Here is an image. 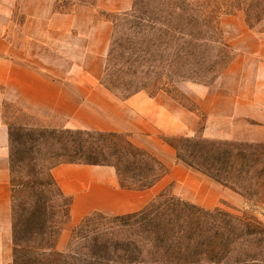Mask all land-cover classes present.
Wrapping results in <instances>:
<instances>
[{
  "label": "rangeland",
  "instance_id": "374dc122",
  "mask_svg": "<svg viewBox=\"0 0 264 264\" xmlns=\"http://www.w3.org/2000/svg\"><path fill=\"white\" fill-rule=\"evenodd\" d=\"M206 1L53 0L54 14L58 16L66 14L70 19L61 20L59 19L61 17H55L52 22L50 19H39L35 26L42 35L33 40L24 33L26 14L16 4L7 31L12 43L24 48L31 44L36 47L38 56L31 60L33 65L45 74L98 77L102 84L120 99H128L136 93L150 96L166 93L172 96L196 118L195 124L184 119L183 129L193 127L197 132L190 135L185 132L171 133L164 130L161 138L174 149L178 162L201 172L178 160V157H183L205 170L204 166L210 165L215 154L210 151V146L230 148L237 152L247 150L245 143H251L254 152L264 154L262 149L254 146L264 142L216 139L203 135L207 113L200 104L202 101L204 104L207 100L210 101V86L216 83L238 55L236 47L225 39L222 16L243 8L247 24L251 27L257 26L264 16V0H210L209 6H206ZM217 3H223V7L230 11L220 16V29L216 28L219 8L216 6ZM209 9L210 27L206 21ZM46 30H50L48 36H45ZM242 79L228 78L226 88L230 90L239 88ZM160 88L164 90H159ZM1 109L17 137L13 141V146L25 151L22 156L24 161L20 163L21 167H18L14 176L20 179L30 178L29 163L35 162V170L32 173L34 178L47 184L46 188L41 186L42 189L49 188L50 168L65 159L96 160L105 163L103 165L118 163L124 174L123 182L126 184L130 183L132 174L139 173L141 169L153 168L157 172V165L147 158L120 159L125 151L124 143L127 137L123 133L116 136L85 135L80 137L79 143L71 141L66 134L50 132L65 129L62 127L64 121L58 117H48L52 126H47L44 123L49 121L44 116L32 115L29 109L20 104L6 101ZM126 160L135 163H129L127 167ZM208 170L210 171V166ZM201 173L208 177L216 188L218 194L216 207L238 214L245 209L264 222V206L245 204L239 194L207 174ZM161 192L166 199L174 195L175 204L172 205L174 211L180 212L185 209L180 206L178 199L188 200L174 192L173 183L164 185L159 193ZM203 193L210 197V188ZM44 196L50 200L47 191L44 192ZM164 197L159 200L158 205L164 201ZM50 203L59 209H65L67 199L57 198ZM170 213L173 214L172 211ZM82 218L74 220L71 216L60 234L57 247L67 254L68 264H127L126 261L130 259L121 249L116 253L106 251L105 243L108 236H102L104 232L110 233L114 239L120 236L112 235L111 229L107 226L109 221L98 215L84 227L81 238L72 239V229ZM217 224L219 222L210 217V222L204 223L200 228L201 235L205 237L199 235L198 240L205 238L208 240ZM143 250L139 260L151 261L153 256ZM200 258L201 262L196 261V264H209L204 255Z\"/></svg>",
  "mask_w": 264,
  "mask_h": 264
},
{
  "label": "crops",
  "instance_id": "0c3cea01",
  "mask_svg": "<svg viewBox=\"0 0 264 264\" xmlns=\"http://www.w3.org/2000/svg\"><path fill=\"white\" fill-rule=\"evenodd\" d=\"M41 1L0 0V264L13 262L11 126L1 109L6 101L26 107L32 115L44 116L49 121L44 123L47 126H52L47 118L53 116L64 121L63 128L123 133L169 166V173L157 184L137 190L121 187L113 165H56L52 174L62 191L72 197V219L93 212L121 215L140 210L167 183H173L178 196L204 208H215L218 194L212 181L178 162L174 149L161 138L164 130L190 135L197 132L193 127L183 129L184 119L195 124L196 118L172 96L136 93L120 99L98 77L45 74L33 65L31 59L38 56L33 44L24 48L11 42L7 26L16 4L26 14L24 33L32 40L41 34L36 28L39 19L51 22L55 17L70 19L66 14H54L53 0ZM221 22L226 41L236 47L238 55L210 86V101L200 102L207 113L203 135L264 142V16L257 26L251 27L244 9L240 8L224 14ZM49 31L46 30L45 36ZM228 78H243V81L239 88L230 90L226 88ZM209 188L210 197L203 193Z\"/></svg>",
  "mask_w": 264,
  "mask_h": 264
},
{
  "label": "trees",
  "instance_id": "16d2710c",
  "mask_svg": "<svg viewBox=\"0 0 264 264\" xmlns=\"http://www.w3.org/2000/svg\"><path fill=\"white\" fill-rule=\"evenodd\" d=\"M205 4L209 6L210 0H207ZM216 6L219 7L216 28L220 29V16L230 11L223 7V3H217ZM206 21L210 27V9ZM50 132L66 134L71 141L79 143L81 142L80 137L85 135L116 136L120 134L68 128ZM10 135L14 264H68L67 254L58 250L57 245L63 228L70 221L72 197L62 191L52 174V169L61 163H105L89 159L62 160L50 168L49 188L42 189L40 187L46 188L47 184L34 178L32 173L35 170V162L29 163L30 178L20 179L14 176L18 167H21L20 163L24 161L22 156L25 151L13 146V141L17 137L12 130ZM41 137L43 138V134ZM124 144L125 151L120 159L143 157L153 161L158 168L157 172L153 168L141 169L139 173H133L130 183L126 184L123 182L124 174L119 164H110L115 166L123 188L146 189L157 184L169 173V168L160 159L145 149L135 146L127 137ZM252 145L245 143L248 152L247 150L235 152L230 148L210 146V151L215 154L210 165L204 166L205 170L183 157H178V160L195 167L230 188L243 198L245 204L264 206V154L254 152ZM254 146L264 151V143ZM30 150L32 151V148ZM129 163L135 162L126 160L127 167ZM44 190L49 193L50 200L45 198ZM173 196L166 199L164 193L161 192L140 210L126 214L107 215L102 212L88 214L73 227L72 239L81 238L84 227L98 215L109 221L107 226L111 229L112 235L120 236L115 240L111 238L110 233L104 232L102 236H108V241L105 243L106 251L116 253L121 249L130 259L126 261L127 264H136V262L138 264L144 262H149L148 264H196V261L201 262V255L205 256L209 264H264V222L257 216L248 213L245 209L239 214L226 211L221 207L207 210L183 199H178V202L185 209L177 212L172 207L175 204ZM163 197L164 201L158 205L157 203ZM57 198L67 199L65 209H59L50 203L51 200ZM210 217L219 224L214 226L208 240L206 238L198 240L197 237L202 231L200 228L204 223L210 222ZM201 237L205 236L201 235ZM142 250L153 256L151 261L139 260Z\"/></svg>",
  "mask_w": 264,
  "mask_h": 264
}]
</instances>
